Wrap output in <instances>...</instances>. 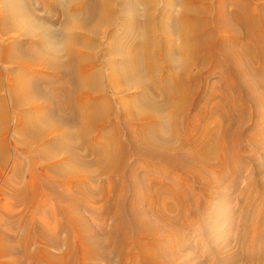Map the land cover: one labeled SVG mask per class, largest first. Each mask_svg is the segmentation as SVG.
Listing matches in <instances>:
<instances>
[{"label": "bare ground", "instance_id": "6f19581e", "mask_svg": "<svg viewBox=\"0 0 264 264\" xmlns=\"http://www.w3.org/2000/svg\"><path fill=\"white\" fill-rule=\"evenodd\" d=\"M261 109L264 0H0V261L17 255L8 237L20 231L32 264H192L189 242L204 230L210 244L242 243L215 250L225 264H264L263 195H245L241 224L229 220L239 238L222 237L206 210L261 144L264 128L250 132ZM79 150L106 178L103 209L86 219L78 199L53 210L68 218L53 235L70 232L57 257L36 240L40 198L62 178L75 201L89 192L95 162Z\"/></svg>", "mask_w": 264, "mask_h": 264}, {"label": "rangeland", "instance_id": "374dc122", "mask_svg": "<svg viewBox=\"0 0 264 264\" xmlns=\"http://www.w3.org/2000/svg\"><path fill=\"white\" fill-rule=\"evenodd\" d=\"M48 14L49 13H47L46 11H44L40 7V15L41 16H46ZM57 18H59V17L57 16L56 19ZM172 38L176 42L175 44H176V50H177L180 47V42L175 35H172ZM102 41H103V39H102ZM256 65H258V64H256ZM157 97H158L157 99H158L159 103H162V98L160 96H157ZM43 106H46V108L48 107L47 103L44 104ZM261 110H262V112L260 111L259 113L255 114V116L253 118V122H252V129L250 130V132H252V131L254 132L255 128H256V130L264 128V112H263L264 110L263 109H261ZM261 140H262V141H260L261 144L255 146V147L249 146L248 150L243 151L242 155H243V159H245V161H244L245 163L242 164L243 168H241L240 173L238 174L239 177L237 176L238 180L234 183V184L237 183L238 185L234 186V184H233V186H234L233 189H232V185H230L229 187H224V191H226L225 194L223 193L224 191L221 190V191H223L222 192L223 195L219 198L212 199V203L215 202L217 207L219 206L220 209L218 208L215 211L214 210L211 211L210 208L208 210V207L206 209L208 212H211L210 213L211 218L215 216L214 217L215 218L214 226L216 225L217 227L219 226V228L221 227L220 228L221 230H219L218 232L220 233L221 231H224L222 237L227 238L228 236L229 237L234 236L236 238H239L240 231L235 232L233 230H229L228 228H229V225L231 223H232L231 224L232 227H235V226L237 227L236 224H241L242 219H243V216L241 217L242 205H243L244 201H246L247 195H248V199L250 197V199H252V200L255 197V194H257V193L259 195L264 196V194H263L264 193V188H263L264 187V136L262 137ZM78 152H79L80 157L84 161L86 160L89 164H92L97 159L96 156L87 155L84 151L79 150ZM32 159H34V158L29 157V158H26V161H25V170H27L28 172H31V170H32V169H30L33 166V164H31ZM141 160H140V158L133 156L130 159L129 163L131 165H133L134 167L138 166L139 169L141 166L143 170H144V167H146V166L149 168H150V166L157 168V170H159V168H160L159 164H161V163H159L160 162L159 159L151 160L148 163L146 161H141ZM37 162H39V159H37ZM42 162L43 161L40 158V167L42 166ZM246 163H247V165H246ZM156 166H159V167H156ZM92 168H94L96 170V173L94 175V182H93V184L88 185V190H89L88 193H82L81 195H79V194L77 195L76 201L74 200L75 199L74 193L80 192L79 189L76 188L74 185H72L73 182H71V179H64V178H62L58 182L56 187H53L52 189L50 187L45 188V194L48 195V197L50 198L49 200H47L45 203H43L42 199L40 198V213H39V216H38L37 222H36L37 225L40 226V234L37 233L36 240H37V243L40 247H46L48 249V251H50L51 253H53L57 257L62 256L67 252V242L70 239V232L67 229H64V230L57 232L55 236L53 235L54 234L53 231L55 229L56 224L64 223V222L66 223L68 221V218L64 215L63 216H57V218H56L55 217L56 215L53 214V212L56 210L55 208H58V207L60 208V207L66 206L67 203L77 204L78 199H80V200H82V202H85L87 204V206L91 207L90 209L89 208L85 209L82 206V204H79V205L77 204V206H79V209H80L79 210V212L81 213L80 215H82L86 219H89V216L91 214H93L94 212H98L99 210L102 211V209H103V202L98 198L102 199L103 192L107 188V181H106V178L104 177V175H102L100 173V170H99L96 162L92 165ZM244 168H245V170H244ZM243 170H244V172H242ZM143 173H142V175H143ZM152 179L155 180V177L152 176ZM50 183H53V182H50ZM189 183L192 184L193 182L189 181ZM156 186H157L156 184L152 185L153 188H156ZM1 188H2V190L4 189L3 187H1ZM228 189H230L231 191H228ZM5 190H6V192H9V194L13 193L12 190L11 191L8 189H5ZM246 190H248V191H246ZM260 191L262 193H260ZM64 192L66 193L65 194V200L63 202H61L60 201L61 194H63ZM89 194H91V195H89ZM242 195H243V197H242ZM259 195H257V197H256L257 200L260 198V197H258ZM93 197L97 198V199H94ZM7 200H9L10 202H14V200L11 199V197H9V196H8ZM19 205L20 204H15V206L13 208V212H15V213L22 212L23 206H19ZM189 208L196 210L197 206L191 205ZM49 209H51L52 212L50 211V214L43 216V214H46L47 210H49ZM230 209H232V211ZM220 210L224 211L223 215H222V212ZM217 211H219V212H217ZM256 212H258V211H256ZM169 213L172 216L177 215V212H175V211H172ZM235 213L237 215H239V217L234 216ZM220 214H221V216H220ZM224 214L226 216H224ZM228 215H230V216H228ZM252 216H251V218H252ZM238 218H240V219H238ZM230 219L231 220L234 219V220L231 223H229ZM109 221L112 223L111 220H109ZM194 224L195 223H194L193 219L190 217V220L186 223V225L192 226ZM169 225L173 229L176 228L175 223H172ZM219 233H217L216 236H218ZM11 234H12V236L8 237V240H9V243L11 244V246H13V247H15V249H17V255L14 254L13 256H8L6 258H2L0 261V264H10V263L11 264H17V263L32 264V263H29L28 260L24 259L23 251L20 249L21 247H20V243L17 240V237H19V238L21 237V232L20 231H14ZM203 234H204V230H202V235L200 234V231H199V234H196V236L193 237L189 242V245L194 249L195 253L197 252V255H198L197 259H195V258L193 259L192 264H204V263H206V264H220V263L225 264L224 256H221V255L219 256L217 251H215L217 248L220 251H222L224 249V247L226 246L225 250H231L232 249L233 251H235L237 253H238V251L242 252L241 250H243L242 243H240V242L237 243L236 241H233V243H231L230 246L225 245V244H223V246H221L222 242L220 240H218L217 242H215V245H216L215 246V245H213L214 243L210 244V242L209 243L207 242L208 237L210 238L211 235L207 234L205 236ZM212 237H215V235L212 234L211 238ZM211 238H210V241H211ZM263 240H264V238L260 239L258 244L259 243L263 244V242H264ZM51 241H53L52 245H49V243ZM216 243L219 245L221 244V245L219 246ZM212 248H213V250H212ZM246 249H247V247L245 246V250ZM188 256L190 257L191 255H188ZM193 256H194V254H193ZM14 260H15V262H14ZM243 260H244V258H243ZM16 261H17V263H16Z\"/></svg>", "mask_w": 264, "mask_h": 264}]
</instances>
